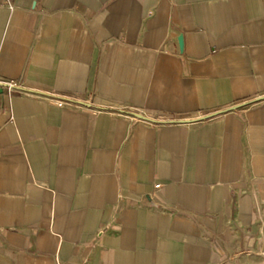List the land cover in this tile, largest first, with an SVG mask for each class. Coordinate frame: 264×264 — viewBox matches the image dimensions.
Returning a JSON list of instances; mask_svg holds the SVG:
<instances>
[{"label": "crops", "instance_id": "obj_1", "mask_svg": "<svg viewBox=\"0 0 264 264\" xmlns=\"http://www.w3.org/2000/svg\"><path fill=\"white\" fill-rule=\"evenodd\" d=\"M0 78V264H264V0H0Z\"/></svg>", "mask_w": 264, "mask_h": 264}, {"label": "built area", "instance_id": "obj_2", "mask_svg": "<svg viewBox=\"0 0 264 264\" xmlns=\"http://www.w3.org/2000/svg\"><path fill=\"white\" fill-rule=\"evenodd\" d=\"M0 90H7L9 92H18V93H25V94H34L35 91H30L29 89H27V87L21 83V82H17L14 80H5V79H1L0 78ZM54 102L58 105V106H65L67 105V103H69L68 101H66L65 98L62 97H58L55 96L53 97ZM161 186L160 183H157L155 185L156 188H159Z\"/></svg>", "mask_w": 264, "mask_h": 264}, {"label": "water", "instance_id": "obj_3", "mask_svg": "<svg viewBox=\"0 0 264 264\" xmlns=\"http://www.w3.org/2000/svg\"><path fill=\"white\" fill-rule=\"evenodd\" d=\"M179 44H180V48L182 50L183 47H184V41H183V36L182 35L179 37Z\"/></svg>", "mask_w": 264, "mask_h": 264}]
</instances>
